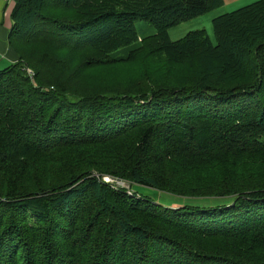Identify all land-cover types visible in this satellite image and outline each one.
Segmentation results:
<instances>
[{
	"label": "trees",
	"instance_id": "trees-1",
	"mask_svg": "<svg viewBox=\"0 0 264 264\" xmlns=\"http://www.w3.org/2000/svg\"><path fill=\"white\" fill-rule=\"evenodd\" d=\"M223 4L14 0L0 264H264V0L214 15L215 43L168 33ZM132 183L232 200L172 208Z\"/></svg>",
	"mask_w": 264,
	"mask_h": 264
},
{
	"label": "rangeland",
	"instance_id": "rangeland-1",
	"mask_svg": "<svg viewBox=\"0 0 264 264\" xmlns=\"http://www.w3.org/2000/svg\"><path fill=\"white\" fill-rule=\"evenodd\" d=\"M254 2V1H253ZM235 6V5H233ZM244 6V5H243ZM241 7V6H240ZM227 8V9H226ZM239 8V7H237ZM226 11L230 12L232 10H235V7H226ZM210 13V12H209ZM209 13L202 14L200 16H197L193 19L184 21L176 26L171 27L168 30L169 37L171 39H178L182 36H184L187 32L195 29L203 28L207 31L212 43H215V37L212 31L211 27V21L209 18ZM135 28L138 37H144L151 35L155 32V28L148 22L144 20H137L135 21ZM124 48H120L118 50V53H122ZM105 181L115 183L117 186H125L123 188H130L129 182L126 181H119L115 180L111 177H104ZM132 191H135L141 195L147 196L151 198L152 200H155V202L163 204L165 206H169L172 208L184 206V205H191V206H197L200 208H206V207H212L217 205H222L230 202L232 200L231 197H188V196H178L166 192H162L150 187L142 186L139 184L132 183L131 187ZM231 202L230 204H232ZM229 206V205H227Z\"/></svg>",
	"mask_w": 264,
	"mask_h": 264
},
{
	"label": "crops",
	"instance_id": "crops-1",
	"mask_svg": "<svg viewBox=\"0 0 264 264\" xmlns=\"http://www.w3.org/2000/svg\"><path fill=\"white\" fill-rule=\"evenodd\" d=\"M253 1L255 0H224V4L219 10L209 13V18L211 17L209 21H211L214 15L226 12L227 8L225 9V6L237 8ZM13 4L14 0H0V69L6 67L16 59L13 51L8 46V33L12 25L11 9Z\"/></svg>",
	"mask_w": 264,
	"mask_h": 264
},
{
	"label": "built area",
	"instance_id": "built-area-1",
	"mask_svg": "<svg viewBox=\"0 0 264 264\" xmlns=\"http://www.w3.org/2000/svg\"><path fill=\"white\" fill-rule=\"evenodd\" d=\"M6 1H10V0H6ZM27 73H28V75H30V76L33 75V72H32L30 69H27Z\"/></svg>",
	"mask_w": 264,
	"mask_h": 264
},
{
	"label": "water",
	"instance_id": "water-1",
	"mask_svg": "<svg viewBox=\"0 0 264 264\" xmlns=\"http://www.w3.org/2000/svg\"><path fill=\"white\" fill-rule=\"evenodd\" d=\"M121 187H125V186H121Z\"/></svg>",
	"mask_w": 264,
	"mask_h": 264
}]
</instances>
